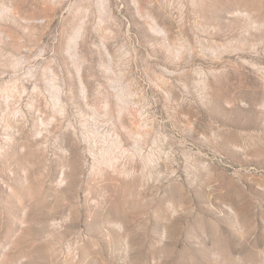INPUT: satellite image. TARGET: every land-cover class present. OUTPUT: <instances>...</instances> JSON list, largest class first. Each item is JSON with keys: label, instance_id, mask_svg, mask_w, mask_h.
I'll return each mask as SVG.
<instances>
[{"label": "rangeland", "instance_id": "1", "mask_svg": "<svg viewBox=\"0 0 264 264\" xmlns=\"http://www.w3.org/2000/svg\"><path fill=\"white\" fill-rule=\"evenodd\" d=\"M0 264H264V0H0Z\"/></svg>", "mask_w": 264, "mask_h": 264}]
</instances>
